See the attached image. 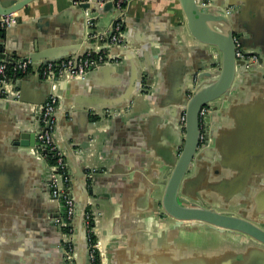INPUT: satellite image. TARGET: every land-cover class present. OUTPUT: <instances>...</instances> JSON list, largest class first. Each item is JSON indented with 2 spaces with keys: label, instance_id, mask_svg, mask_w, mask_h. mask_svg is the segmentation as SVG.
Returning a JSON list of instances; mask_svg holds the SVG:
<instances>
[{
  "label": "crops",
  "instance_id": "0c3cea01",
  "mask_svg": "<svg viewBox=\"0 0 264 264\" xmlns=\"http://www.w3.org/2000/svg\"><path fill=\"white\" fill-rule=\"evenodd\" d=\"M208 2L227 9L262 64L237 74L232 101L212 112L210 148L191 173L205 199L264 224V0ZM121 12L133 47L110 45L117 62L60 80L53 89L31 68L14 80L21 100L0 99V160L12 168L10 180L0 172V264H67L64 242L72 239L77 263L84 259V229L76 219L73 236L61 226L49 168L29 149H11L6 137L32 127L37 104L51 90L59 99L51 133L64 153L67 190L76 205L85 202L98 213L99 264H264L263 249L247 248L233 234L161 230L159 183L174 153L191 78L216 66L207 67L213 50L189 34L178 0H128ZM16 15L0 34V50L13 59L72 57L88 46L80 42L87 15L72 0H33ZM118 17V11L107 13L95 25L105 32ZM239 253L245 256L237 260Z\"/></svg>",
  "mask_w": 264,
  "mask_h": 264
},
{
  "label": "water",
  "instance_id": "95a60500",
  "mask_svg": "<svg viewBox=\"0 0 264 264\" xmlns=\"http://www.w3.org/2000/svg\"><path fill=\"white\" fill-rule=\"evenodd\" d=\"M32 1L33 0H0V14L6 15L14 13L17 22L19 17L16 15V12L26 7ZM178 1L181 5L185 17L186 28L189 34L195 40L207 45L213 50L211 54L212 62L207 67L213 65L216 67L212 70L209 69L208 71L197 72L191 78L192 89L190 95L186 96L184 112L179 118L180 128L178 129V138L175 141L174 153L171 157L170 163L166 165L167 172L159 183V186L162 188V195L160 200L156 203L155 212H158L159 214L161 230L164 231L167 227L172 231H178L181 233L203 232L209 230L216 233L233 234L240 244L243 243V246L247 248L258 247L257 249L264 250V224L257 221L254 222L242 211H231L226 207L216 205L214 201L205 199L204 191L199 187L195 188L197 180L191 173L197 159L202 157L210 148L209 143L212 139L213 129L210 125V122H212V112L217 110V108L224 102L232 101L231 94L234 91L237 74L258 64L261 65V56L255 51L248 50L243 33L238 31L237 27L231 24L230 19L233 18L231 17L229 19V13L224 7L220 5H212L208 2L210 0ZM77 6L82 9L84 14L86 13V21L88 19L97 21L99 16L118 11L113 2H108L101 6L97 3H82ZM89 13H95L96 17L91 16ZM113 21L114 19L109 20L107 24L109 30L105 32L98 30L97 25H95V32L99 34L97 37H90L92 31H90L87 22H85L86 32L80 39V42L84 39V42L87 43L88 46L84 48V53H79V51L78 53H74V56L71 57L74 62L86 53L92 55L94 48L96 46H102L103 43L105 46H102V48L109 50L111 44L108 38L111 35L110 31ZM100 36L103 37L104 41ZM237 43L244 52V57L251 55H256L258 57L257 64H251L250 61L245 58H236L235 51ZM123 44L127 45V47H124V50L133 47L125 38L119 46L122 45L123 47ZM24 58H31L33 60L42 59L43 62H47L68 59L70 57L65 56L59 59H52L49 57L28 54L20 59ZM0 60L13 62L16 59H13L11 55L0 50ZM248 64L249 66H247ZM84 76L85 75L80 78H84ZM14 86L16 87L15 84ZM15 87H13L15 93L7 95V98H2L0 90V99L20 101V94ZM41 104H37V115ZM204 105H208L210 111L203 117V122L206 124V127L204 142L200 146V110ZM6 137L11 149H29L33 156L49 168L47 159L42 156V154L46 153V150H41L36 146L35 122L31 128L24 129L20 127L12 130L10 135L7 134ZM61 153L64 156L62 151ZM10 166L11 165L8 162L0 160V172L5 175L2 177L5 178V180H10L11 178L10 173L12 168ZM6 184H9V182L6 181ZM67 193L73 199L68 190ZM88 193L92 194V190H89ZM197 195L202 196L203 198H200L199 196L197 197ZM54 202L57 203L56 201ZM85 209V202L76 205L74 201V213L69 225L72 229V236L73 220L76 219L82 225L84 229L83 234L86 249L84 259L80 264H92L89 258L90 251L87 237V225L85 223ZM61 211L63 212L62 208ZM63 221H65V219H63ZM71 242L74 261L75 264H78L73 239ZM243 256H245L243 253H239L236 259L240 260Z\"/></svg>",
  "mask_w": 264,
  "mask_h": 264
},
{
  "label": "built area",
  "instance_id": "2783aa9c",
  "mask_svg": "<svg viewBox=\"0 0 264 264\" xmlns=\"http://www.w3.org/2000/svg\"><path fill=\"white\" fill-rule=\"evenodd\" d=\"M127 1L128 0H72L75 5H79L82 3H97L101 6L108 2L114 3L116 9H118L119 17L117 19H114L111 24V35L108 38L111 45H119L123 42V39L125 38L122 32L121 11L122 7L126 4ZM86 22L88 27L90 28V31H92L90 33V37H97L99 34L95 32V21L88 19ZM15 23L16 20L14 13L6 15L0 14V34L6 28ZM100 37L101 39H103L102 36ZM102 46L104 47L105 44L103 43ZM102 46H96L92 55L86 53L79 57L76 62H74L71 57L68 59H60L56 61L47 62H43L42 59L33 60L31 58L16 59L13 62L0 60V90L2 93V98H7V95H12L15 93L13 87H15L14 80L16 79V77L13 79L9 78V76L7 75V72L9 70H11L13 74H16L25 73L31 68H35L45 79H47L51 83V89H53V87L60 80L80 78L96 67H99L101 65H109L114 62H117V56L110 54L107 49L102 48ZM123 47H127V45L123 44ZM235 56L237 59H248L251 64H257L258 62V57L256 55L244 57V52L241 50L238 43L235 51ZM247 66H249V64ZM58 101V96L54 94V92L51 90L46 101H44V103L39 106V112L37 118L35 119L36 146L41 150L45 149L47 152H52L54 154V163H48V167L50 170L48 186L51 199L56 201L59 207L63 209L61 226L66 227L69 225L73 217L74 201L67 193L70 177L66 169L64 156L61 151L57 149L51 135L50 118L55 107L57 106ZM209 111L210 107L208 105H204L200 110V146L204 142L206 127V124L203 122V117ZM42 156L46 158L45 153L42 154ZM97 215L98 213H95L90 210L86 212L85 223L86 225H90L88 232H92L95 234L94 226ZM63 219H65V221H63ZM68 232L71 233V230H69ZM64 247L67 264H75L71 240L65 241ZM89 251V258L91 262H93L95 259V252L98 251L97 242L90 244Z\"/></svg>",
  "mask_w": 264,
  "mask_h": 264
},
{
  "label": "trees",
  "instance_id": "16d2710c",
  "mask_svg": "<svg viewBox=\"0 0 264 264\" xmlns=\"http://www.w3.org/2000/svg\"><path fill=\"white\" fill-rule=\"evenodd\" d=\"M21 73H16V74H13L12 72H11V70H9L8 72H7V75L9 76V78H11V79H13V78H17L19 75H20ZM54 154L52 153V152H47L46 151V153H45V157H46V159H47V162L49 163V164H52V163H54V161H55V157L53 156ZM89 209H88V207L85 209V211L87 212ZM90 228V225H87V237H88V243H89V246H90V244H93V243H95L96 241H97V238H96V235L94 234V233H92V232H88V229ZM63 229L65 230V231H69V230H71L72 231V229H71V227H70V225H68V226H66V227H63ZM96 254H95V259H94V261L92 262V264H99L100 263V255H99V253H98V251H96L95 252Z\"/></svg>",
  "mask_w": 264,
  "mask_h": 264
}]
</instances>
